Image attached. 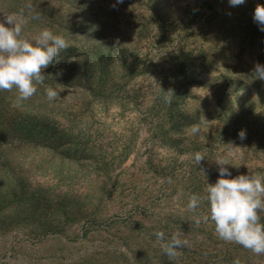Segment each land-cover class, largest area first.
Instances as JSON below:
<instances>
[{
  "label": "rangeland",
  "instance_id": "374dc122",
  "mask_svg": "<svg viewBox=\"0 0 264 264\" xmlns=\"http://www.w3.org/2000/svg\"><path fill=\"white\" fill-rule=\"evenodd\" d=\"M258 4L0 0V21L16 14L26 37L48 28L71 45L29 100L0 91V264H264L195 223L207 201L187 209L220 178L217 158L229 159L225 178L264 176ZM158 231L188 240L176 260Z\"/></svg>",
  "mask_w": 264,
  "mask_h": 264
},
{
  "label": "clouds",
  "instance_id": "9594fccd",
  "mask_svg": "<svg viewBox=\"0 0 264 264\" xmlns=\"http://www.w3.org/2000/svg\"><path fill=\"white\" fill-rule=\"evenodd\" d=\"M244 2L245 0H230L232 6ZM118 3H123V0H118ZM253 19L260 30L264 31V5H257ZM24 26L25 21L16 14H6L3 21H0V91L16 89L17 104L29 100L37 93V85L46 79L43 70L53 64L60 50L71 46L64 36L54 34L48 28L28 38L24 35ZM252 75L264 80V65L257 63ZM167 93L165 102L170 103L173 92L169 90ZM45 95L49 100H55L59 93L49 86ZM200 130V124L190 125V134H198ZM238 138L245 140L246 130L239 131ZM241 148L233 147L230 151L239 154ZM191 155L196 165L205 160L204 154L199 151ZM215 163L218 165L220 178L215 184H207L204 189L206 195L191 194L187 209L195 212L203 201H207L208 214L196 217L197 225L202 221H211L220 239L239 244L254 254H264V223H261L259 215L264 212V176L242 174L228 179L225 177L232 175L226 167L230 165L228 157L217 158ZM201 171L204 172L203 169ZM153 235L170 261L181 255L178 249L188 247L189 244L187 239H181L179 233H173L167 240L162 231ZM234 264H238V261Z\"/></svg>",
  "mask_w": 264,
  "mask_h": 264
}]
</instances>
